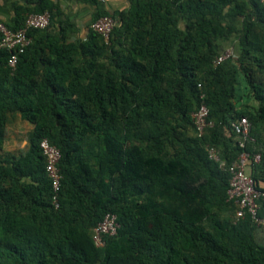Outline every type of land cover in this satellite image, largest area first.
<instances>
[{"label":"trees","instance_id":"obj_1","mask_svg":"<svg viewBox=\"0 0 264 264\" xmlns=\"http://www.w3.org/2000/svg\"><path fill=\"white\" fill-rule=\"evenodd\" d=\"M12 11L10 30L45 11L50 24L27 31L14 68L0 50V264H264L261 228L235 220L229 174L206 152L235 160L230 123L245 117L246 174L264 184V0L96 8L90 23L117 21L108 43L89 26L73 39L56 0L14 1ZM229 47L233 58L214 66ZM201 94L212 126L198 136ZM16 116L30 126L27 148L4 157ZM42 139L60 152L56 209ZM106 214L119 228L97 248L92 230Z\"/></svg>","mask_w":264,"mask_h":264},{"label":"built area","instance_id":"obj_2","mask_svg":"<svg viewBox=\"0 0 264 264\" xmlns=\"http://www.w3.org/2000/svg\"><path fill=\"white\" fill-rule=\"evenodd\" d=\"M50 14L43 12L40 14H29L24 20L23 27L15 31L8 29L0 23V50L9 53L8 66L14 68L17 64L18 55L30 45L31 38L27 31L30 29L42 30L49 26ZM117 21L110 16H104L89 24V28L96 32L105 43H108L113 28ZM233 53L231 48H226L213 60V65L231 60ZM204 94L200 95V104L192 113V123L196 134L201 136L212 126L208 120V108L204 102ZM230 127L237 138V144L242 149L238 157L227 166L219 159L218 152L214 147H207V156L211 161L219 163L229 174L228 188L226 191L227 200L236 206L235 220L247 216L257 228L264 227V216L259 214L261 204L264 203V187L254 181L246 174V168L250 154L245 150L248 142H253L249 136L250 123L245 117H240L230 123ZM42 155L45 159V172L51 182V204L56 209L59 207V191L61 175L58 167L60 161L59 150L51 145L47 139H42L39 143ZM259 154L252 155V161L258 163ZM119 225L114 214H106L103 219L92 230V241L97 248L104 247L105 237L116 234Z\"/></svg>","mask_w":264,"mask_h":264},{"label":"crops","instance_id":"obj_3","mask_svg":"<svg viewBox=\"0 0 264 264\" xmlns=\"http://www.w3.org/2000/svg\"><path fill=\"white\" fill-rule=\"evenodd\" d=\"M14 1H19L21 3L23 0H0V23L10 24L11 19L14 16V13L12 11V3ZM56 1L60 9L76 27L77 31L76 34L72 35L73 39L82 38L85 36L92 18V14L94 13L96 8L112 12L121 11L129 7V0H97V6H93L90 3H83L79 0ZM180 26L183 27L182 22H180ZM14 119L20 120L19 116H16ZM260 185L264 187V184L261 183ZM263 228L259 229L255 233V240L261 245H264V235L259 233H262V231L264 232ZM260 236L262 237V239L260 238Z\"/></svg>","mask_w":264,"mask_h":264},{"label":"rangeland","instance_id":"obj_4","mask_svg":"<svg viewBox=\"0 0 264 264\" xmlns=\"http://www.w3.org/2000/svg\"><path fill=\"white\" fill-rule=\"evenodd\" d=\"M29 131L30 126L27 123L19 119L15 120L13 118L6 127L5 142L1 152L2 156H18L25 152L27 148V137ZM259 234L264 235V232L262 231V233ZM261 236L260 238L262 239L263 236Z\"/></svg>","mask_w":264,"mask_h":264}]
</instances>
